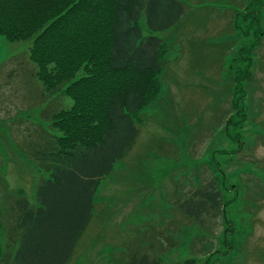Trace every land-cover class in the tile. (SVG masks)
<instances>
[{"label":"rangeland","instance_id":"rangeland-1","mask_svg":"<svg viewBox=\"0 0 264 264\" xmlns=\"http://www.w3.org/2000/svg\"><path fill=\"white\" fill-rule=\"evenodd\" d=\"M182 1L175 26L144 29L162 41L159 87L136 119L131 150L103 179L67 264H128L135 250L164 264L189 257L203 264L206 245L218 250L212 264H264V0ZM254 18L262 29L256 44ZM28 47L0 34V176L11 193L36 205L49 172L31 146L50 129L48 112L72 100L44 91ZM217 164L225 199H232L226 235L221 218L204 215L199 224L182 206L184 193L207 182L208 167ZM225 244L233 248L223 254Z\"/></svg>","mask_w":264,"mask_h":264},{"label":"trees","instance_id":"trees-1","mask_svg":"<svg viewBox=\"0 0 264 264\" xmlns=\"http://www.w3.org/2000/svg\"><path fill=\"white\" fill-rule=\"evenodd\" d=\"M185 7L182 0H0V34L10 42L29 41L28 59L44 91L72 100L70 107L48 112L50 129L60 133L39 130L43 138L31 146L49 172L37 186L36 205L21 192L11 193L0 176V264L68 263L103 179L131 150L136 119L159 87L162 41L144 29L175 26ZM254 20L256 44L262 29ZM245 60L249 78L251 57ZM220 166L208 167L212 176L185 192L182 206L199 224L204 215L221 218L226 235L225 210L232 199H225L219 184L225 180ZM224 248L223 254L233 246ZM203 251V264H212L218 250L206 245ZM196 262L189 257L180 264ZM128 264L164 263L135 250Z\"/></svg>","mask_w":264,"mask_h":264}]
</instances>
